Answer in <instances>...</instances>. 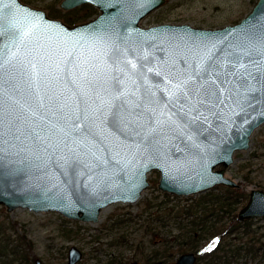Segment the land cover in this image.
<instances>
[{
  "label": "water",
  "instance_id": "1",
  "mask_svg": "<svg viewBox=\"0 0 264 264\" xmlns=\"http://www.w3.org/2000/svg\"><path fill=\"white\" fill-rule=\"evenodd\" d=\"M164 3L61 0L62 10H98L69 25L21 0H0V205L7 211L97 222L109 204L135 202L152 171L160 190L178 196L240 187L225 172L264 123V47L254 35L264 0L222 27L140 25ZM189 76L190 89L203 85L199 96L170 103V81ZM106 101L129 113L125 123L105 119ZM253 217H264V189H249L237 211L239 221ZM81 257L70 246L65 264ZM195 259L184 252L168 264Z\"/></svg>",
  "mask_w": 264,
  "mask_h": 264
},
{
  "label": "rangeland",
  "instance_id": "2",
  "mask_svg": "<svg viewBox=\"0 0 264 264\" xmlns=\"http://www.w3.org/2000/svg\"><path fill=\"white\" fill-rule=\"evenodd\" d=\"M21 1L43 9L49 16L66 24L83 22L78 18L80 6L62 10L59 8L61 0ZM255 2L256 0H165L162 6L143 17L140 25L170 22L217 28L239 21ZM97 13L95 8V14L89 19ZM68 15L78 19L67 20ZM247 172L251 180L245 182L242 175ZM225 174L238 183L244 182L240 188L246 196L236 204L237 218V211L245 203L249 189H264V123L253 131L247 149L234 152L233 162L226 168ZM147 179L148 186L135 202L109 204L100 211L97 222L70 219L54 211L34 213L26 208L7 211L5 206L0 205V225L3 228L0 233V251L4 250L7 242L8 249L13 248L17 243L15 239L18 233L24 230L34 243L31 255L35 259H41L44 264H65L70 246H76L82 252L81 259L75 264H129L132 261L140 264H167L175 261L181 254L178 250L181 245L187 248L191 246L186 252L199 254L206 247L209 248L211 240L212 244L217 241L216 237L206 236L199 225L198 228L195 227L196 231L191 238L189 219L184 211L186 205H194L197 220L209 215L207 225H211L215 218L228 217L227 213L217 211L209 203L203 205L206 207L204 210L202 205L196 206V203L210 198V193L221 195L225 186L217 185L200 193L178 196L158 188L157 171L150 172ZM220 245L224 246V250L216 253L213 264H264V217H255L240 224L224 235L219 247ZM168 253H172L169 258ZM9 257L0 253V264H9ZM195 264L209 262L207 258H200Z\"/></svg>",
  "mask_w": 264,
  "mask_h": 264
},
{
  "label": "trees",
  "instance_id": "3",
  "mask_svg": "<svg viewBox=\"0 0 264 264\" xmlns=\"http://www.w3.org/2000/svg\"><path fill=\"white\" fill-rule=\"evenodd\" d=\"M78 11L81 12L79 15L80 17H78L81 19V21H85L86 19H89L93 14H95V8L90 4H84L80 6L78 8ZM74 19L70 17L69 15L67 16V20L73 21ZM242 178H243V181L245 182H248L251 180L248 172L244 173L242 175ZM242 183L244 182L240 181L239 184L241 185ZM223 190L224 192L219 196L215 195L214 193H210V198H207L206 200L196 203V206H200V205L203 206L209 203V205H211L217 211L219 210V211L227 213L228 217L223 216V217L215 218V220L211 221L210 223L211 225H207L206 221L209 215H206L197 220V217L194 216L195 214L194 205H191V204L186 205L185 211H184V215L189 219L188 224H189V232H190L191 238L194 235L193 233L196 231L195 227L198 228L197 227L198 225H199L200 230L206 233L205 234L206 236H209V237L212 236L211 238L213 237L217 238V241L214 242L213 244L211 240L209 242L210 244L209 248L206 247V249L203 252L199 253L197 257L198 259L207 258V261L209 262V264H213V261L215 260V257H216V253L219 252V250H222V251L224 250V246L221 247L220 245L219 247V243L224 238V235L236 229L240 224L247 223V220L239 221L236 218V213H235L236 204H238L246 196L244 190H242L240 187L238 188L223 187ZM205 208L206 207L203 206V210ZM223 218H226V219L223 220ZM2 230L3 228L0 225V233ZM15 241L17 243L13 246V248L9 250L8 242H7V246L5 245L4 250L2 252L0 251V253H3L6 257L10 256L9 264H16V262H18V264H34L35 258L33 255H31V248L33 247L34 243L27 236L26 231L23 230L22 232L18 233ZM18 243L20 246L18 245ZM190 247L191 246H188L187 248L181 245L178 248V250L181 253H184L188 249H190ZM6 249H7V252H6ZM171 255L172 253H168L167 258L171 257Z\"/></svg>",
  "mask_w": 264,
  "mask_h": 264
},
{
  "label": "snow or ice",
  "instance_id": "4",
  "mask_svg": "<svg viewBox=\"0 0 264 264\" xmlns=\"http://www.w3.org/2000/svg\"><path fill=\"white\" fill-rule=\"evenodd\" d=\"M252 27H256L253 25ZM245 35L251 39L253 34L245 32ZM256 38L259 40L262 47H264V24H260L259 27L256 29V33L254 34ZM211 67V65H209ZM151 71V69H149ZM198 75V74H197ZM249 77H252V73H247ZM253 79H256L259 83V77H252ZM192 79L191 76H189L186 79H178L176 81H170V86L168 87V93L170 96V103L178 102L181 99L188 98L190 100H196V97L199 96L200 88L203 87V85H196L193 86V88H189V82ZM242 86H247V80H245L242 84ZM261 90H264V85H261ZM197 103L203 102L202 100L196 101ZM183 106H188L187 103ZM191 111L192 109L189 108ZM107 119L108 117H111V121L114 125L123 124L127 121L129 113H127L125 110L122 109L121 105H116L111 101H106L104 108L99 109ZM139 115V114H137Z\"/></svg>",
  "mask_w": 264,
  "mask_h": 264
},
{
  "label": "flooded vegetation",
  "instance_id": "5",
  "mask_svg": "<svg viewBox=\"0 0 264 264\" xmlns=\"http://www.w3.org/2000/svg\"><path fill=\"white\" fill-rule=\"evenodd\" d=\"M253 218H255V217H253ZM252 219V218H251ZM248 220H250V219H247V221ZM245 221V220H244ZM195 254V256H196V259H195V262H194V264L198 261V254L197 253H194ZM171 262H175V261H171ZM170 263V262H169ZM140 264V263H139ZM168 264V263H167Z\"/></svg>",
  "mask_w": 264,
  "mask_h": 264
},
{
  "label": "bare ground",
  "instance_id": "6",
  "mask_svg": "<svg viewBox=\"0 0 264 264\" xmlns=\"http://www.w3.org/2000/svg\"><path fill=\"white\" fill-rule=\"evenodd\" d=\"M106 208V207H105ZM104 209V208H103ZM102 211V210H101Z\"/></svg>",
  "mask_w": 264,
  "mask_h": 264
}]
</instances>
